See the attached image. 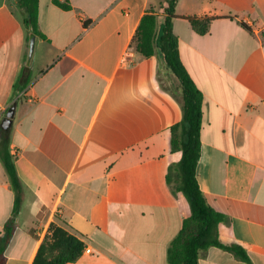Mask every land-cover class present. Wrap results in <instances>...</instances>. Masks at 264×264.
Returning a JSON list of instances; mask_svg holds the SVG:
<instances>
[{
    "label": "crops",
    "instance_id": "0c3cea01",
    "mask_svg": "<svg viewBox=\"0 0 264 264\" xmlns=\"http://www.w3.org/2000/svg\"><path fill=\"white\" fill-rule=\"evenodd\" d=\"M67 1L69 10L38 0L42 36L29 58L16 0H0V124L14 106L8 153L22 186L5 264H31L51 223L84 244L69 264H168L190 214L175 177L181 153L170 150L180 86L157 56L129 47L146 8L159 26L167 3ZM174 15L181 62L203 98L195 178L226 217L219 241L250 259L210 247L198 264H264V0H178ZM187 17L213 20L199 35ZM13 202L0 160V232Z\"/></svg>",
    "mask_w": 264,
    "mask_h": 264
},
{
    "label": "trees",
    "instance_id": "16d2710c",
    "mask_svg": "<svg viewBox=\"0 0 264 264\" xmlns=\"http://www.w3.org/2000/svg\"><path fill=\"white\" fill-rule=\"evenodd\" d=\"M166 7L162 8V20L158 26V16L147 7L145 13L131 38L129 47L142 58L157 56L168 73L180 86V102L182 109L181 121L170 127V150L181 153L180 161L175 168V177L179 182L178 191L187 199L190 214L186 216L181 227L167 250L168 264H198L199 252L210 247H216L230 253L236 259L249 263L246 251L238 244H223L218 239V224L225 222L226 217L215 211L207 203L200 191L195 170L200 155V127L202 93L183 66L179 50L178 38L172 30V21L178 0H165ZM52 3L63 10H69L67 0ZM16 5L23 16V24L30 30L31 35L42 36L37 27L38 0H16ZM192 30L199 35L208 32L212 18L187 17ZM87 23H85V26ZM8 130L0 124V160L8 175L14 192V202L11 216L3 224L0 232V264L6 263L5 249L10 242L16 227L22 201V186L16 173L14 163L8 153ZM169 180V176H167ZM84 250L83 242L66 229L51 223L49 235L40 243L31 264H69L76 261Z\"/></svg>",
    "mask_w": 264,
    "mask_h": 264
},
{
    "label": "water",
    "instance_id": "95a60500",
    "mask_svg": "<svg viewBox=\"0 0 264 264\" xmlns=\"http://www.w3.org/2000/svg\"><path fill=\"white\" fill-rule=\"evenodd\" d=\"M34 44H35V37L34 35L30 36V42H29V50H28V57L30 58L33 54L34 51ZM13 110H14V106L11 108V110L7 113L4 121L2 122V128L3 129H8V127L10 126V120L12 118L13 115Z\"/></svg>",
    "mask_w": 264,
    "mask_h": 264
},
{
    "label": "rangeland",
    "instance_id": "374dc122",
    "mask_svg": "<svg viewBox=\"0 0 264 264\" xmlns=\"http://www.w3.org/2000/svg\"><path fill=\"white\" fill-rule=\"evenodd\" d=\"M165 76H166V75H164V74L160 75V80H163V84L167 85V84H168V81H167V79H166ZM172 86H173V85H172ZM117 92H118L117 87H114V88L112 89V91L110 92L109 97H113L114 93L117 94ZM147 95H148V90H147L146 88H144V96H147ZM149 95H150V92H149Z\"/></svg>",
    "mask_w": 264,
    "mask_h": 264
},
{
    "label": "built area",
    "instance_id": "2783aa9c",
    "mask_svg": "<svg viewBox=\"0 0 264 264\" xmlns=\"http://www.w3.org/2000/svg\"><path fill=\"white\" fill-rule=\"evenodd\" d=\"M88 251V250H87Z\"/></svg>",
    "mask_w": 264,
    "mask_h": 264
}]
</instances>
